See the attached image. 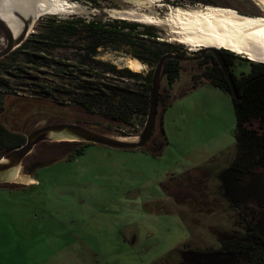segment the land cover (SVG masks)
I'll return each instance as SVG.
<instances>
[{"label":"rangeland","instance_id":"obj_1","mask_svg":"<svg viewBox=\"0 0 264 264\" xmlns=\"http://www.w3.org/2000/svg\"><path fill=\"white\" fill-rule=\"evenodd\" d=\"M66 1L79 8V15L58 16L106 20L114 19L116 11L139 8L165 17L171 8L205 6L263 15L253 0H155L147 5L137 0H96L97 5ZM40 19H34L31 35ZM153 27L160 41L197 58L183 61V74L173 88L163 78L156 134L140 150L91 144L77 155L86 144L64 134L36 146L14 179L0 184V264H183L190 250L211 258L208 254L223 241L245 233L240 212L250 213L247 219L255 222L257 209L231 203L222 180L236 157L233 100L208 84L189 90L192 74L200 72L197 63L211 52H192L175 41L169 28ZM223 52L234 58L235 76L250 74L252 61L226 50L219 55ZM98 59L124 69L130 57L103 52ZM150 70L145 65L139 74L144 77ZM29 95L21 90L8 96L1 114L8 129L25 137L50 124L68 123L137 140L148 119L149 110L144 114L138 106L125 110L130 121L124 123ZM35 157L44 166L25 173L24 165Z\"/></svg>","mask_w":264,"mask_h":264},{"label":"trees","instance_id":"obj_2","mask_svg":"<svg viewBox=\"0 0 264 264\" xmlns=\"http://www.w3.org/2000/svg\"><path fill=\"white\" fill-rule=\"evenodd\" d=\"M83 1L97 5L96 0ZM159 38L153 26L127 20H104L99 16L92 19L42 17L38 30L19 49L0 60V159L27 141L23 134L8 129L1 121L5 99L21 90L35 99H51L60 107L76 106L90 115L115 117L124 123L130 121L125 110L133 106L147 114L153 73L158 63L165 55L183 56L172 44ZM103 52L124 53L151 70L142 77L128 68L118 69L111 62L98 59ZM219 56L242 100L234 97L230 82L212 52L197 63L200 72L192 74L189 90L208 84L231 96L237 120L236 157L231 167L248 173L264 171V64L251 62L250 74L237 77L231 71L234 58L224 52ZM183 70V62L177 59L165 63L163 74L170 88L180 79ZM124 79L143 84L138 87L119 84L118 81ZM171 105L172 102L163 113ZM90 145L82 146L76 154L80 155ZM240 213L245 218V233L223 241L222 247L211 253L234 257L251 250L247 264H264V238L247 219V212ZM190 253L204 255L198 250H190Z\"/></svg>","mask_w":264,"mask_h":264},{"label":"bare ground","instance_id":"obj_3","mask_svg":"<svg viewBox=\"0 0 264 264\" xmlns=\"http://www.w3.org/2000/svg\"><path fill=\"white\" fill-rule=\"evenodd\" d=\"M154 1L137 0L136 2L147 5ZM253 1L263 15H244L230 8L205 6L204 8H171L165 17L141 13L139 8L116 11L114 16L147 26H165L177 38L176 42L190 47L192 52L202 49L226 50L256 64H264V0ZM77 9L79 8L66 0L0 2V16L7 21L12 34L17 33L18 26L13 16L15 11L39 19L51 15H79L76 13ZM126 67L135 73H140L145 65L137 59L130 58L126 62Z\"/></svg>","mask_w":264,"mask_h":264},{"label":"water","instance_id":"obj_4","mask_svg":"<svg viewBox=\"0 0 264 264\" xmlns=\"http://www.w3.org/2000/svg\"><path fill=\"white\" fill-rule=\"evenodd\" d=\"M1 1L3 0H0V2ZM13 16L18 23V26L16 25L17 33L15 34H12L9 24L0 16V60L19 49L28 40L32 33L33 21L35 19L34 16H25L21 12L17 11L14 12ZM206 50L212 52L218 58L219 63L228 81L230 82L234 97L238 100H242V98H239L231 73L219 56L220 51L215 49ZM170 59H177L183 62L196 60L197 58L193 56H181L178 53L162 57L153 73L148 119L141 136L137 140H125L122 138L111 137L99 133L95 129L87 128L78 124H51L41 127L26 137L27 141L25 145L0 159V184L3 182L7 183L9 180L14 179L15 173H17L23 165L25 159L33 152L35 147L43 142L51 140L54 136L64 134L66 136H70L73 140H78L85 144L100 145L119 150H140L145 148L149 144L155 132L158 117L160 89L164 78L163 68L165 63ZM43 166L44 165L42 164L39 165V167ZM263 174L254 172L251 173V177L252 179H264ZM241 177V171L235 168H230L224 173L222 178L225 195L230 202L235 205L244 204L248 200H253L256 196H259V194L254 190V185L252 183L248 185H242L240 183ZM247 254H249V252ZM212 256L213 255H211V257ZM209 264L214 263L209 261Z\"/></svg>","mask_w":264,"mask_h":264},{"label":"flooded vegetation","instance_id":"obj_5","mask_svg":"<svg viewBox=\"0 0 264 264\" xmlns=\"http://www.w3.org/2000/svg\"><path fill=\"white\" fill-rule=\"evenodd\" d=\"M27 158L25 159V161H27ZM39 161H40V158L35 157L29 160L28 162H26V164L24 165V172L25 173L30 172V174H33L37 168H41L39 167V165L41 164L44 165L43 163H40ZM240 183L242 185H248L252 183L254 185V190L259 194V196H256L253 200H248L246 203L237 204L236 206L243 207L248 211L252 210L253 208L257 209L255 210V212L253 210L254 216H255L254 217L255 222L251 221V224L255 227L256 231L261 235V237L264 238V197H263L264 196V179L262 178L252 179L251 173L242 172ZM247 214H250V213H247ZM248 252L249 254H247ZM250 255H251V250H247V252H245L244 254L236 255L234 257H231V256L221 257L220 255H213L211 258H209V257H206L205 255H199L197 253L195 254L190 253L189 251V255L186 256L183 264H209V261L214 264H247L249 262Z\"/></svg>","mask_w":264,"mask_h":264}]
</instances>
